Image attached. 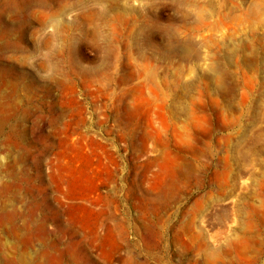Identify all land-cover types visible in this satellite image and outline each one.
I'll list each match as a JSON object with an SVG mask.
<instances>
[{
	"label": "rangeland",
	"instance_id": "374dc122",
	"mask_svg": "<svg viewBox=\"0 0 264 264\" xmlns=\"http://www.w3.org/2000/svg\"><path fill=\"white\" fill-rule=\"evenodd\" d=\"M0 124V264H264V0H0Z\"/></svg>",
	"mask_w": 264,
	"mask_h": 264
},
{
	"label": "bare ground",
	"instance_id": "6f19581e",
	"mask_svg": "<svg viewBox=\"0 0 264 264\" xmlns=\"http://www.w3.org/2000/svg\"><path fill=\"white\" fill-rule=\"evenodd\" d=\"M28 2L29 1H22V2H20V3H18V4H16V5H13L12 7H14V8H17V9H20V8H22V7H25V6H27L28 5ZM7 47H14V48H21V46H20V44L18 43V42H16V43H13L11 40H8L7 41ZM1 73L2 74H8V73H10V69H8V68H4L3 70L1 69ZM2 124H0V130L2 129ZM1 134H2V132L0 131V136H1Z\"/></svg>",
	"mask_w": 264,
	"mask_h": 264
}]
</instances>
